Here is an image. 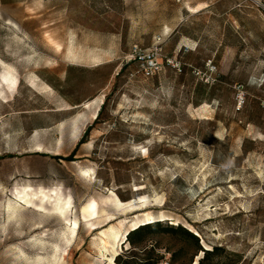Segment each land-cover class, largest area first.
I'll list each match as a JSON object with an SVG mask.
<instances>
[{"label": "rangeland", "instance_id": "374dc122", "mask_svg": "<svg viewBox=\"0 0 264 264\" xmlns=\"http://www.w3.org/2000/svg\"><path fill=\"white\" fill-rule=\"evenodd\" d=\"M195 1L0 0V264H264V0Z\"/></svg>", "mask_w": 264, "mask_h": 264}, {"label": "built area", "instance_id": "2783aa9c", "mask_svg": "<svg viewBox=\"0 0 264 264\" xmlns=\"http://www.w3.org/2000/svg\"><path fill=\"white\" fill-rule=\"evenodd\" d=\"M162 44L163 40L161 37H159L156 41V44L148 50H144L139 45H134L126 56L127 63L132 61H139L140 63H142L141 69L144 75L146 77H153L154 75H156V73L161 67L160 60L162 58H159V55L161 54L160 51L162 49ZM166 62L175 70H182V62L176 57L167 58ZM207 69L209 72V75L207 76V81H214V76L217 72V65L213 60H209L207 62Z\"/></svg>", "mask_w": 264, "mask_h": 264}, {"label": "bare ground", "instance_id": "6f19581e", "mask_svg": "<svg viewBox=\"0 0 264 264\" xmlns=\"http://www.w3.org/2000/svg\"><path fill=\"white\" fill-rule=\"evenodd\" d=\"M117 201L120 204V200L118 199ZM137 208H138V206H137ZM132 209H133V207H132ZM135 209H136V206H135ZM82 211H83V217H84L85 221L88 222L91 225H94L95 224L94 220H96L99 217V208H98L97 202L96 201H92L88 205L84 206ZM103 213L108 215L107 211H105V210H103ZM146 219L150 220V221H154L153 220L154 216L148 214V215H146ZM78 225H79V222L77 220H75L74 223H73V226L70 228L69 239L72 240V239L75 238ZM127 232H129V230ZM119 236H120V232L117 231L115 229V227H111L109 230L104 231L102 233V236H101V240H102V243L104 244V247L105 248L111 247L113 249V251H114L115 250V244H116V242H118L117 240L119 239ZM115 253L116 252H114V254L110 257V263L111 264H117L116 261L114 260Z\"/></svg>", "mask_w": 264, "mask_h": 264}, {"label": "trees", "instance_id": "16d2710c", "mask_svg": "<svg viewBox=\"0 0 264 264\" xmlns=\"http://www.w3.org/2000/svg\"><path fill=\"white\" fill-rule=\"evenodd\" d=\"M161 224H162V220H154L152 222H146V223L140 224L138 227L134 228L133 230H131L127 234L126 239L130 240V242L135 245L136 244V241L134 240L135 236L142 234L149 229L160 226ZM170 227L174 228L173 225H171ZM175 229H182V230L186 231L187 233H189L190 235L194 236L199 241V238L196 235H194L193 232H190L189 230H187L183 226L178 225V227ZM200 249L202 251H204V256L200 260L199 264H203V262L205 260H208L211 256L216 255L222 248L220 246H215L212 249H204V248H202V246H200ZM125 257H126V260H124L122 263L123 264H129V262L127 260L128 256L126 255ZM142 264H144V263H142Z\"/></svg>", "mask_w": 264, "mask_h": 264}, {"label": "crops", "instance_id": "0c3cea01", "mask_svg": "<svg viewBox=\"0 0 264 264\" xmlns=\"http://www.w3.org/2000/svg\"><path fill=\"white\" fill-rule=\"evenodd\" d=\"M207 2H204V1H199V0H197V1H195V2H190V5H189V7L187 8L188 9V11H190V12H199V11H201V10H203V9H205V8H208V4H206ZM205 4V5H204ZM191 6V7H190ZM198 9H197V8ZM191 9V10H190ZM193 9V10H192ZM195 10V11H194Z\"/></svg>", "mask_w": 264, "mask_h": 264}]
</instances>
